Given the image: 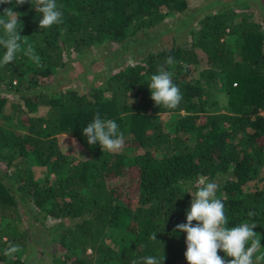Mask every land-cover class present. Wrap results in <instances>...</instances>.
I'll return each instance as SVG.
<instances>
[{
  "label": "trees",
  "instance_id": "1",
  "mask_svg": "<svg viewBox=\"0 0 264 264\" xmlns=\"http://www.w3.org/2000/svg\"><path fill=\"white\" fill-rule=\"evenodd\" d=\"M56 4L63 23L44 30L39 28L42 17L35 10V0L20 6H15V0L0 5V16L7 8L21 14L19 34L23 37V28L31 32V44L43 65L37 67L21 51L13 63L0 66V119H10L4 107L8 94H15L20 100L15 105L26 113L21 120L27 128L24 132L0 123V163L6 164L0 173L2 217L19 212L20 201H28L35 214L56 219L48 242L57 244L62 255L51 264H94L96 255L101 264L115 259L132 264L149 255L164 257L163 264H188L186 234L174 232L175 226L187 222L189 194L202 178L225 177L217 198L225 205L226 227L256 223L253 231L261 237V248L253 260L264 254V175L259 178L262 187L249 190L264 165V116L260 114L264 109V13L262 25L255 30L233 25L231 11L205 13L196 28L190 27L188 48L151 53L145 61L120 70L108 82L110 96L105 97L101 88L50 93L47 83L55 75L54 68L64 65L66 55L85 53L108 39L125 43L162 24L168 14L185 12L187 0H56ZM228 31L238 36V48L226 40ZM26 48L22 41V49ZM196 50L206 54L208 67L194 80L190 67L199 61ZM5 51L0 45V58ZM169 56L175 65L166 64ZM182 63L188 65L186 70ZM161 66L173 73V82L183 94L173 110L151 100L149 77ZM212 81L219 82L227 94L221 109L206 104L204 95ZM40 107H48L49 114L37 115ZM182 111L185 114L179 116L172 134L160 114ZM97 113L116 121L126 147L135 155L103 152L98 144L87 143L82 130ZM188 132L196 133L193 147L174 148V137L180 139ZM60 133L75 137L91 158L71 163L70 154L59 145ZM29 158L47 167L52 177L43 183L35 181ZM249 212L255 215L249 217ZM109 229L134 236L117 255L102 242ZM153 233L157 241L149 238ZM10 243L11 238L0 239V264H28L23 250L14 258L3 254ZM217 254L225 257L222 251Z\"/></svg>",
  "mask_w": 264,
  "mask_h": 264
},
{
  "label": "rangeland",
  "instance_id": "2",
  "mask_svg": "<svg viewBox=\"0 0 264 264\" xmlns=\"http://www.w3.org/2000/svg\"><path fill=\"white\" fill-rule=\"evenodd\" d=\"M189 7L183 13L168 14L162 24L145 33H138L131 37L125 43H117L111 40L95 44L85 53L73 51L69 57L65 56V63L62 66L54 68V77L47 83L48 91L74 89L80 93H85L94 88L104 89V96L109 97L110 91L106 90L108 82L113 75L120 70L127 69L140 60H146L151 53L169 49L177 46H190L191 34L190 27H197V20L201 19L205 13L210 11H231L235 15L233 25L242 24L246 29H257L263 23L264 0H187ZM193 22V26L192 23ZM187 23L191 25L186 26ZM197 24V25H196ZM254 29V30H255ZM22 35L27 38L25 44L32 45L30 41L31 32L23 28ZM238 36L228 31L226 40L235 48L239 46ZM192 49V48H191ZM199 61L197 64L191 65V75L194 80L199 78L202 70L208 67V59L201 50H196ZM15 64H17L15 62ZM216 80V79H212ZM150 92V91H149ZM4 94V92H3ZM2 94V95H3ZM151 96V92H150ZM206 104L211 109L224 107L227 101V94L220 83L212 81L204 95ZM20 100L15 94H8V102L4 107V113L10 116V119H0V123L8 129H16L19 131H27L22 123V116L26 115L22 110H18L15 104ZM218 102L219 104H215ZM49 114L48 107H40L37 115ZM185 114L184 111L164 112L160 116L164 121L166 129L174 133L175 124L179 116ZM60 147L70 154V162L76 163L91 158V153L87 151L79 141L68 133L57 134ZM196 140L195 132L182 133L180 139L174 137V148L193 147ZM120 152L128 153L130 156L135 155L136 151L130 150L125 143ZM82 157V158H81ZM84 158V159H83ZM19 158L15 160V163ZM32 164L34 180L43 183L46 178H51L47 167L38 165L32 158H29ZM6 164L0 163V173H4ZM11 170H16L14 167ZM264 175V165L260 168L257 178L250 183L249 190L262 187L259 178ZM226 178L220 177L215 180L202 178L206 182H215L218 185ZM119 183L122 180L118 181ZM112 184H114L112 182ZM202 185H198L200 187ZM197 187V188H198ZM220 188V187H219ZM219 191L216 192V196ZM222 196H225L223 193ZM12 214L2 217L0 211V239H13V244L18 245L23 250L24 255H28V264H51L54 258L62 255V251L58 250V245L48 242L49 228L57 223V220L47 216L46 213L35 214L28 201H20L19 212H11ZM47 216V217H46ZM134 236L126 231L109 229L102 242L115 250L116 255L120 253L121 246L128 244ZM87 253L92 254V250L88 249ZM94 264H101L99 257L96 255L93 259ZM2 264V263H1ZM107 264H119L118 260L108 262Z\"/></svg>",
  "mask_w": 264,
  "mask_h": 264
},
{
  "label": "clouds",
  "instance_id": "3",
  "mask_svg": "<svg viewBox=\"0 0 264 264\" xmlns=\"http://www.w3.org/2000/svg\"><path fill=\"white\" fill-rule=\"evenodd\" d=\"M28 2L31 0H15V6ZM12 3L13 0H0V5ZM35 10L41 13L42 18L39 20L41 30L63 23V13L58 8L56 0H35ZM20 15L13 8H7L3 16H0V26L3 28L0 45L6 49L0 58V66L13 63L17 53L23 51L24 56L37 67H43L41 57L36 54L32 45L22 49V41H26L27 38L19 34L20 29L17 26L20 24ZM166 64L172 66L176 61L169 56ZM182 67L186 70L188 65L182 63ZM149 79L151 100L160 108L176 109L183 100V94L173 82V73L161 66ZM82 134L90 146L98 144L103 152H116L122 148L125 141L124 133L116 121L102 119L99 113L83 128ZM199 184L202 186L189 194L192 199L185 213L187 222L177 224L174 229V232L186 234L184 257L188 264H264V254L257 255L253 260L254 253L261 248V237L253 231L257 224L244 221L237 226L226 227L228 218L225 215V205L223 200L216 196L219 185L204 180L199 181ZM247 215L252 217L255 213L249 212ZM193 221L196 223L193 224ZM149 238L157 241L155 233ZM218 250L225 253V257L232 259L219 256ZM20 251L18 245L10 243L3 254L14 258ZM163 261L164 257L149 255L133 260L132 264H163Z\"/></svg>",
  "mask_w": 264,
  "mask_h": 264
},
{
  "label": "built area",
  "instance_id": "4",
  "mask_svg": "<svg viewBox=\"0 0 264 264\" xmlns=\"http://www.w3.org/2000/svg\"><path fill=\"white\" fill-rule=\"evenodd\" d=\"M260 114L264 116V109L261 110Z\"/></svg>",
  "mask_w": 264,
  "mask_h": 264
}]
</instances>
